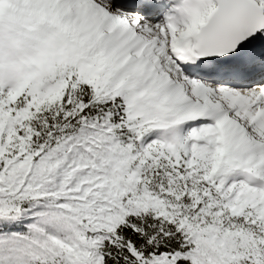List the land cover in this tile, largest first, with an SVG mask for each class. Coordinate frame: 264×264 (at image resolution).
<instances>
[{"label":"snow or ice","instance_id":"6c2138e0","mask_svg":"<svg viewBox=\"0 0 264 264\" xmlns=\"http://www.w3.org/2000/svg\"><path fill=\"white\" fill-rule=\"evenodd\" d=\"M0 264H264V0H0Z\"/></svg>","mask_w":264,"mask_h":264}]
</instances>
